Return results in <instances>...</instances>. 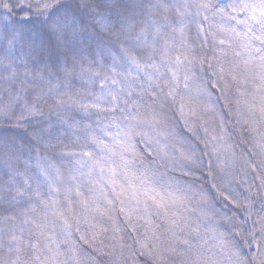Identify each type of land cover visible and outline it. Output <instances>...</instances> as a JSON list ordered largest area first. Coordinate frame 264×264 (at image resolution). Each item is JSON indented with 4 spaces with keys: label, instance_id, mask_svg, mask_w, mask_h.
<instances>
[{
    "label": "trees",
    "instance_id": "trees-1",
    "mask_svg": "<svg viewBox=\"0 0 264 264\" xmlns=\"http://www.w3.org/2000/svg\"><path fill=\"white\" fill-rule=\"evenodd\" d=\"M240 3L0 0V264H264Z\"/></svg>",
    "mask_w": 264,
    "mask_h": 264
},
{
    "label": "snow or ice",
    "instance_id": "snow-or-ice-1",
    "mask_svg": "<svg viewBox=\"0 0 264 264\" xmlns=\"http://www.w3.org/2000/svg\"><path fill=\"white\" fill-rule=\"evenodd\" d=\"M47 3L43 5L44 8L49 7ZM207 7V5H205ZM234 8L236 6H233ZM238 7L248 14L247 20L243 21L247 30L242 34L236 35L240 39V46L247 50L250 56H255L261 60H264V0H258L256 3H247L245 0H241ZM235 19V17H229ZM249 21L252 23L250 24ZM256 25L257 27H253ZM235 29H231L232 33H235ZM219 43L224 44V39H221ZM240 55L239 52L236 53ZM179 59V58H178ZM103 87V85H101ZM112 100L116 101L117 97L112 96ZM103 171V168L100 169ZM23 195V193H20ZM157 206H160L159 204Z\"/></svg>",
    "mask_w": 264,
    "mask_h": 264
}]
</instances>
